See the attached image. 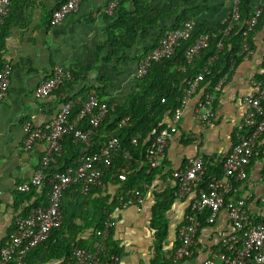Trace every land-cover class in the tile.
I'll return each mask as SVG.
<instances>
[{
    "label": "crops",
    "instance_id": "1",
    "mask_svg": "<svg viewBox=\"0 0 264 264\" xmlns=\"http://www.w3.org/2000/svg\"><path fill=\"white\" fill-rule=\"evenodd\" d=\"M65 1L14 0L8 18L0 25V59L12 66L7 97L0 102V247L11 233L15 219L34 205L44 206L47 200V196L43 199L40 188L34 190V196L15 190L17 185L30 181L37 155L46 148L35 145L30 153L22 150L23 124L30 122L34 127H44L54 119L65 100H81V94L87 91L106 94L104 101L113 105L123 103L136 86L138 62L152 51L163 28H170L175 22L174 17H167L156 29L139 32L130 48L114 53L112 46L116 40L111 36V30L119 12L135 13L134 0H122V5L112 15L107 13L111 0H83L76 13L54 25L51 14ZM252 7L261 10L259 21L263 26L252 36V48L234 66L216 94L209 122L192 120L205 91V86H201L189 98L176 130L168 136L162 166L151 174L145 172L147 179L137 178L132 189L139 191L143 202L115 211L111 244L118 251L120 264H202L209 252L219 253L222 240L233 234L224 210L212 223H209V215L206 217L202 212L192 256L174 262L172 256L179 243L178 230L202 183L197 184L190 195L177 200L173 197L175 181L172 173L182 169L187 159L195 156L203 158L206 171L209 167L216 171L218 167L222 172V162L235 141V128L247 110L245 98L257 94L259 79L264 77V0H252ZM196 8L194 22L207 31H214L223 24L230 3L229 0H208L202 6L198 1L191 10ZM55 67L70 72L73 81L61 85L46 99H36L34 91L50 78ZM169 122L166 120V126ZM117 167H120L119 162ZM131 171L137 175L139 164H133L126 177ZM103 178L102 196L95 193L89 198L82 197L74 188L62 199L63 209L74 216L75 228L82 240L89 239L93 232L92 228H87V222L97 212L98 198L111 204L124 189L125 182L116 177L104 175ZM236 186L235 196L246 199L250 218L264 223V164L259 157L256 156L248 166L247 179ZM165 196L169 201L161 219L165 238L158 243L153 226L154 208L165 201ZM36 254L30 264L59 263L55 259H46L41 252ZM42 258L46 261L41 262ZM215 264L223 262L218 259Z\"/></svg>",
    "mask_w": 264,
    "mask_h": 264
},
{
    "label": "built area",
    "instance_id": "2",
    "mask_svg": "<svg viewBox=\"0 0 264 264\" xmlns=\"http://www.w3.org/2000/svg\"><path fill=\"white\" fill-rule=\"evenodd\" d=\"M13 1L0 0V25L4 24L8 18ZM82 1L66 0L51 14L52 23L58 25L67 16L76 13ZM121 1L111 0L107 6V13L112 15ZM229 3V12L223 22L226 28L222 33V39L229 35L234 23L240 18L241 0H229ZM261 16V10H256L250 18L245 35L254 30ZM194 29L195 22L187 21L181 28L167 31L158 41L157 46L138 62L135 78H144L153 62H159L172 56L180 43L191 38ZM209 39L208 34H202L186 48L184 56L188 64L192 63L200 52L208 47ZM217 48L218 50L222 48V42L217 44ZM249 50L250 48L244 44L238 56L244 57ZM210 64L211 60L208 65ZM11 74L12 66L0 59V102L7 97ZM208 74L209 71L205 69L203 73L189 78L180 105L175 109L169 124L160 130L146 147L144 165L147 168V174L162 166L166 158L168 136L176 130L189 98L201 88ZM228 76V73L225 74L211 91L203 92L192 115L193 121L209 122L212 117V103ZM72 81L73 77L70 72L55 67L50 78L36 88L34 97L38 100L46 99L61 85ZM257 85V94L245 98L247 110L235 128V143L222 162L221 174L206 176V166L201 156L188 158L182 169L172 173L175 181L174 199L185 198L191 194L197 184H203L196 197L191 200L189 213L178 230L179 246L173 252L174 262L192 256L196 243L198 216L208 211L209 223H212L217 214L224 210L234 232L222 240L220 252H209L208 258L202 264H215L218 259H221L223 264H264V223L251 219L246 199L235 196L236 185L247 179L248 166L257 150L264 164V77ZM76 104L80 105V110L76 118L69 122L70 112ZM106 114V106L100 105L92 96L85 101L81 99L63 104L54 119L44 127H34L30 122L23 124L25 137L22 150L24 152L30 153L37 142L45 143L47 146L41 164L30 181L17 185L15 190L28 193L33 188L40 187L46 180L49 193L46 206L32 207L24 215H19L15 219L11 233L0 247V264H29L27 256L30 252L46 242L51 234L62 225L63 194L76 186H79L80 193L84 195L92 188L104 189L105 184L102 180L104 173L110 171L119 155L123 162L119 164L120 167H117L112 176L120 182L127 181V172L132 166L133 159L130 152H122L121 144L116 137L107 140L97 152L91 155L80 152L82 157L76 167L69 168L65 172L47 173L49 166L56 164L61 157L62 142L66 136L71 135L72 141L81 144L84 150L92 148L95 132L104 121ZM86 119L89 128L82 130L78 125ZM128 120L129 118L123 119L118 124V129L125 126ZM137 144V139H132V145ZM133 162V164H139L135 160ZM117 202L115 210L106 212L103 227L97 233L98 241L93 245V250L76 248L72 256L62 264H120L118 255H109L108 246L109 237L116 224L115 211L133 204H140L143 202V197L136 189H126L118 196Z\"/></svg>",
    "mask_w": 264,
    "mask_h": 264
},
{
    "label": "trees",
    "instance_id": "3",
    "mask_svg": "<svg viewBox=\"0 0 264 264\" xmlns=\"http://www.w3.org/2000/svg\"><path fill=\"white\" fill-rule=\"evenodd\" d=\"M124 1L127 0H123V2ZM198 1L202 6H205L208 0H134L135 13L128 15L127 13L119 12L118 20L111 30V36L116 40L115 44L112 46L113 52L117 53V51L121 52L127 50L134 43L135 37L139 32L154 30L157 28L159 22L167 17H174L175 22L173 26L170 28H163L159 38L154 41V49L158 41L167 31L179 29L185 22L194 21L196 19L195 16L198 12L197 8L193 11L191 8H194ZM123 2H120L113 12L114 14ZM256 10L257 9L252 7V0H241L240 18L234 23L229 35L223 39L222 33L226 28L225 23L217 26V29L214 31H207L199 24L195 23V29L191 38L186 42L180 43L172 56L167 59H162L159 62H153L146 76L142 79L135 80L136 86L134 90L123 103L113 105L112 102H106L104 99L107 95L104 93L100 94L97 90H95V93L87 91L81 94L82 101L93 96L100 105H105L107 108L106 117L95 132L94 146L84 150L81 144L72 141L71 135L66 136L62 142L61 157L57 160L56 164L49 166L47 173L65 172L69 168L76 167L82 157L80 152L91 155L97 152L99 147L107 140L116 137L121 144L122 152H130L133 159L131 164L133 165V161L135 160L139 162L140 168L137 175L132 171L128 174L127 178H129V180L124 183V189L122 191L132 189L137 178L147 179L144 174L147 170V168L144 167L146 147L156 134L164 129L166 120H170L175 109L179 107L183 97V91L187 87V81L189 78L195 77L207 69L209 74L205 76L201 86H205V91H211L225 74H230L234 66L243 59V56H238L243 49V45L246 44L249 48H252L251 38L263 26V23L259 21L260 18L254 30L245 35L250 18L255 14ZM202 34L209 35L208 47L202 50L192 63L188 64L184 52L186 48L192 45ZM219 42H222V48L220 50L217 48ZM210 60L211 64L208 65ZM262 80L263 76L260 77L259 82ZM72 100L74 101V99H67L64 104ZM79 110L80 105L76 104L70 112L68 118L69 122L76 118ZM125 118H129L128 122L121 129H118V124ZM87 123L86 119L80 122L78 127L82 130H86L89 128ZM132 139H137L138 144L136 146L132 145ZM35 145L36 147L47 146L45 143L38 142L35 143L34 146ZM45 151H39L34 167L35 171L39 168ZM256 156L259 157L258 150L252 157L251 162ZM118 162L119 164L123 162L120 155L111 166L110 171L104 173L106 177L113 174ZM140 165L144 166L141 168ZM220 170L221 168L219 169L217 167L216 171H214L213 168L209 167L207 168L206 176L213 174L211 173L212 171L215 172L214 174L220 175ZM135 175L136 177L132 179ZM102 180H104V178ZM38 188L42 189L43 199L45 200V196L48 197L49 193V186L46 180H44L43 184ZM38 188H33L28 192L31 193L30 196L36 195L34 190ZM74 188L77 189L82 197L89 198L95 193H97V196H102L103 194L99 188H92L86 195L80 193L79 186L72 187L69 190ZM69 190L63 194V198ZM164 199V202H160L154 208L155 216L153 217V226L157 231L158 243H162L165 238V226L161 219L164 210L168 207L169 201L167 196H165ZM117 201L118 198L111 204H108L107 201L98 198L97 212L92 217L93 219L90 218L87 222V228H92L93 232L89 239L86 240L79 238L80 234L75 228L74 216L69 215L68 211L63 209L61 203L63 211V222L61 227L55 230L46 242L30 252V254L33 255L31 256L29 254L27 256V262L29 264L32 263L31 259L37 256V252L43 253L46 259H55L59 261L58 264H62L72 256L73 250L76 248L92 251L93 245L98 241L97 233L103 227L105 214L106 212L112 211L114 207H117ZM45 203L47 204V200ZM46 204H44V206H46ZM33 207H38V205H34ZM204 212L207 217L209 212ZM198 219L200 220V216ZM84 222L86 223V221ZM108 246L110 251L109 255H118L116 247L111 244V236L108 240ZM178 246L179 243L177 247ZM46 259L42 258L41 262L46 261Z\"/></svg>",
    "mask_w": 264,
    "mask_h": 264
}]
</instances>
